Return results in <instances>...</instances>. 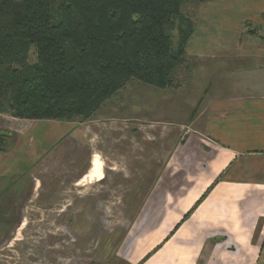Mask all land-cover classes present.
Returning <instances> with one entry per match:
<instances>
[{
	"label": "crops",
	"instance_id": "1",
	"mask_svg": "<svg viewBox=\"0 0 264 264\" xmlns=\"http://www.w3.org/2000/svg\"><path fill=\"white\" fill-rule=\"evenodd\" d=\"M192 7L186 52L199 62V108L169 123L167 150L135 156L141 179L117 201L135 207L132 219L109 256L87 264H264V0ZM40 124L0 114L14 141L0 150V207L12 218L25 219L27 207L78 206L85 189L99 205L89 190L106 177L87 181L96 156L104 174L129 172L105 167L93 123Z\"/></svg>",
	"mask_w": 264,
	"mask_h": 264
},
{
	"label": "trees",
	"instance_id": "2",
	"mask_svg": "<svg viewBox=\"0 0 264 264\" xmlns=\"http://www.w3.org/2000/svg\"><path fill=\"white\" fill-rule=\"evenodd\" d=\"M189 1L210 0H0V114L84 121L132 80L174 87Z\"/></svg>",
	"mask_w": 264,
	"mask_h": 264
},
{
	"label": "rangeland",
	"instance_id": "3",
	"mask_svg": "<svg viewBox=\"0 0 264 264\" xmlns=\"http://www.w3.org/2000/svg\"><path fill=\"white\" fill-rule=\"evenodd\" d=\"M194 3L196 1L183 4V16L191 19ZM179 21L176 19L177 25ZM176 42L177 29L173 32L174 46ZM36 61L37 51L33 46L28 63ZM199 77V62L191 61L186 56L177 70L174 87L156 89L132 80L103 103L92 118L84 121L80 118L66 120L77 124L86 121L93 123L97 131L95 144L102 148L100 155L101 158L105 157V167L127 166L129 172L122 174L107 171L104 174L101 160L97 156L94 158L87 181L91 185L92 181L102 175L106 177V183L96 184L94 191L89 190L95 192L96 202H100L96 206L91 204L93 200L88 198V190L85 189L80 191L81 196L86 194L81 198L80 205L27 207L23 220H20V214L12 218L6 212V207H0V264H77L76 258L79 264H87L89 259L93 260L97 255L109 256L128 228L135 209L121 205L122 201L119 204L117 202L122 197L132 196L131 189L141 179L142 175L133 173V167L142 164V159L135 156L142 155L150 159L152 151L159 146L164 145L159 150H167L171 143L162 141V137H167L170 134L168 130L174 127L168 126L169 123L183 122L191 111L195 113L199 108L196 100L199 93H194L193 89L199 87ZM159 118L162 123L156 121ZM38 121H41V129H44L48 120ZM30 133L35 134V129L32 128ZM153 137L156 138L151 140ZM36 140L32 139V147L28 149H37V146L34 147ZM5 141L0 144L3 149L10 148L14 142L13 138ZM138 148L140 150L137 151ZM147 162L145 160L144 164ZM109 197L112 199L101 201V198ZM40 209H44L46 214H41ZM30 211L33 215L29 214Z\"/></svg>",
	"mask_w": 264,
	"mask_h": 264
},
{
	"label": "water",
	"instance_id": "4",
	"mask_svg": "<svg viewBox=\"0 0 264 264\" xmlns=\"http://www.w3.org/2000/svg\"><path fill=\"white\" fill-rule=\"evenodd\" d=\"M0 136H10V133L9 132H6V131H0Z\"/></svg>",
	"mask_w": 264,
	"mask_h": 264
}]
</instances>
